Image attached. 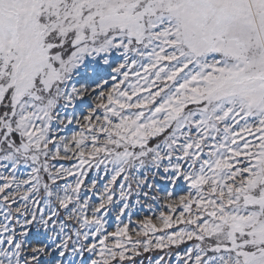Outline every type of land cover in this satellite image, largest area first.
I'll return each instance as SVG.
<instances>
[{"label":"snow or ice","instance_id":"1","mask_svg":"<svg viewBox=\"0 0 264 264\" xmlns=\"http://www.w3.org/2000/svg\"><path fill=\"white\" fill-rule=\"evenodd\" d=\"M0 264H264V0H0Z\"/></svg>","mask_w":264,"mask_h":264}]
</instances>
